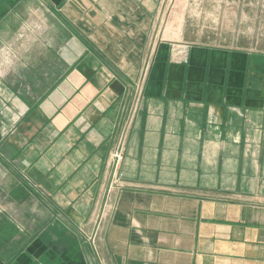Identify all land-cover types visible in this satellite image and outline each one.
Returning a JSON list of instances; mask_svg holds the SVG:
<instances>
[{
    "label": "crops",
    "instance_id": "obj_1",
    "mask_svg": "<svg viewBox=\"0 0 264 264\" xmlns=\"http://www.w3.org/2000/svg\"><path fill=\"white\" fill-rule=\"evenodd\" d=\"M234 1L0 0V264H264Z\"/></svg>",
    "mask_w": 264,
    "mask_h": 264
},
{
    "label": "rangeland",
    "instance_id": "obj_2",
    "mask_svg": "<svg viewBox=\"0 0 264 264\" xmlns=\"http://www.w3.org/2000/svg\"><path fill=\"white\" fill-rule=\"evenodd\" d=\"M248 3H250V5H248ZM245 4H247L248 6H244L243 8L237 7L236 5L232 4L230 11L233 12L237 21L232 22L231 20L230 22L227 23V25L228 27H233L235 29L241 28L243 30L249 31L248 33H254L255 37L250 36L245 39H238V40L246 43L248 42L251 44L257 43V46L263 47L264 46V0H245ZM224 25H226V23H224Z\"/></svg>",
    "mask_w": 264,
    "mask_h": 264
},
{
    "label": "built area",
    "instance_id": "obj_3",
    "mask_svg": "<svg viewBox=\"0 0 264 264\" xmlns=\"http://www.w3.org/2000/svg\"><path fill=\"white\" fill-rule=\"evenodd\" d=\"M121 146H119L116 151L114 152L113 156H112V161H113V166L115 165V169L117 167L118 162L121 159Z\"/></svg>",
    "mask_w": 264,
    "mask_h": 264
},
{
    "label": "water",
    "instance_id": "obj_4",
    "mask_svg": "<svg viewBox=\"0 0 264 264\" xmlns=\"http://www.w3.org/2000/svg\"><path fill=\"white\" fill-rule=\"evenodd\" d=\"M114 171H115V165L113 166L112 173H114ZM109 185H111V181H110Z\"/></svg>",
    "mask_w": 264,
    "mask_h": 264
}]
</instances>
